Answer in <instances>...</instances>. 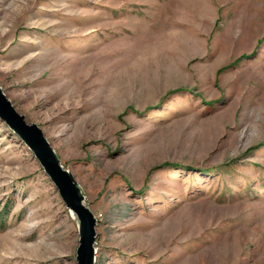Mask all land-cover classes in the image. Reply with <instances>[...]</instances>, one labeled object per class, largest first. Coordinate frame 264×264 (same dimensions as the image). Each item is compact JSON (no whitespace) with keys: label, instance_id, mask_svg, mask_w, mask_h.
<instances>
[{"label":"rangeland","instance_id":"obj_1","mask_svg":"<svg viewBox=\"0 0 264 264\" xmlns=\"http://www.w3.org/2000/svg\"><path fill=\"white\" fill-rule=\"evenodd\" d=\"M0 87L74 175L94 264H264V0H0ZM78 237L0 119V264H77Z\"/></svg>","mask_w":264,"mask_h":264},{"label":"water","instance_id":"obj_2","mask_svg":"<svg viewBox=\"0 0 264 264\" xmlns=\"http://www.w3.org/2000/svg\"><path fill=\"white\" fill-rule=\"evenodd\" d=\"M0 119L23 139L39 160L60 196L78 219L77 264H94L96 224L94 213L86 205L74 175L60 163L56 151L36 123H28L23 114L16 111L11 100L0 87Z\"/></svg>","mask_w":264,"mask_h":264},{"label":"bare ground","instance_id":"obj_3","mask_svg":"<svg viewBox=\"0 0 264 264\" xmlns=\"http://www.w3.org/2000/svg\"><path fill=\"white\" fill-rule=\"evenodd\" d=\"M199 8H201V9H203V7H200L199 6ZM183 217V216H182ZM169 221V220H168ZM179 223V222H178ZM166 225V224H165ZM178 225V224H177ZM171 226V225H170ZM174 226V225H173ZM172 227V226H171ZM165 229H167V228H165ZM172 229V228H171ZM171 232H172V234L174 233V230H169V233H168V236H170L171 235ZM161 236H157L156 238H155V240H161V237H162V234H160ZM156 243V242H155ZM158 243V242H157ZM152 244V243H151ZM158 248V247H157ZM161 248V247H160ZM95 252H96V248H95Z\"/></svg>","mask_w":264,"mask_h":264}]
</instances>
